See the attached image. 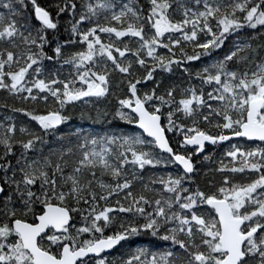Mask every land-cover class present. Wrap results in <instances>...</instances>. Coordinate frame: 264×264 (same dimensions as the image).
<instances>
[{
  "label": "snow or ice",
  "instance_id": "1",
  "mask_svg": "<svg viewBox=\"0 0 264 264\" xmlns=\"http://www.w3.org/2000/svg\"><path fill=\"white\" fill-rule=\"evenodd\" d=\"M0 92V264H264V0H0Z\"/></svg>",
  "mask_w": 264,
  "mask_h": 264
},
{
  "label": "trees",
  "instance_id": "2",
  "mask_svg": "<svg viewBox=\"0 0 264 264\" xmlns=\"http://www.w3.org/2000/svg\"><path fill=\"white\" fill-rule=\"evenodd\" d=\"M41 2H45V0H41ZM61 32H63V29H61ZM3 99V93L0 92V101H2ZM105 104H108V101H103L101 104L99 105H93L92 110H96V108H100L102 109L103 106ZM89 110V106L83 105L81 103H77L75 108L69 107L68 111L69 114L71 115L72 119L70 120V122L67 125L61 126V130L63 132H69V131H79V130H83V131H88V132H97V133H101V132H105V131H112L113 129L115 130H120V129H124L127 130L129 127L128 125H124L120 122H117L115 125H113L112 128L108 127V122H103L100 125H97L93 122H87L84 119H81V113L82 112H88ZM59 135V134H58ZM199 180V178H197ZM152 240L151 237H144L143 241H144V247H148V241ZM161 244V246H163V242H159Z\"/></svg>",
  "mask_w": 264,
  "mask_h": 264
},
{
  "label": "rangeland",
  "instance_id": "3",
  "mask_svg": "<svg viewBox=\"0 0 264 264\" xmlns=\"http://www.w3.org/2000/svg\"><path fill=\"white\" fill-rule=\"evenodd\" d=\"M105 106H107V104L104 103L103 108H104ZM103 108H102V109H103ZM102 109H101V110H102ZM95 112H96L95 109L92 110V114H93V115H95ZM84 120L87 121V122H92L91 120H88V119H86V118H85ZM102 123H103V122H102ZM102 123H95V124L100 125V124H102ZM100 134H103V132H101Z\"/></svg>",
  "mask_w": 264,
  "mask_h": 264
}]
</instances>
